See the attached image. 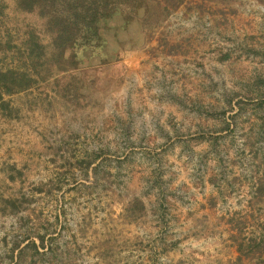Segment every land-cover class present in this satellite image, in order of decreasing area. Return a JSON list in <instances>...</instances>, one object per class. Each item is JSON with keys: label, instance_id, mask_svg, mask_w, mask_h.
Returning a JSON list of instances; mask_svg holds the SVG:
<instances>
[{"label": "rangeland", "instance_id": "374dc122", "mask_svg": "<svg viewBox=\"0 0 264 264\" xmlns=\"http://www.w3.org/2000/svg\"><path fill=\"white\" fill-rule=\"evenodd\" d=\"M174 2L3 96L0 264H264V0Z\"/></svg>", "mask_w": 264, "mask_h": 264}, {"label": "trees", "instance_id": "16d2710c", "mask_svg": "<svg viewBox=\"0 0 264 264\" xmlns=\"http://www.w3.org/2000/svg\"><path fill=\"white\" fill-rule=\"evenodd\" d=\"M12 1L23 12L36 11L38 24L0 19L6 29L0 32V101L5 94L24 90L76 66L84 50L101 43L99 28L103 20L117 13L130 16L138 9L148 12L153 0ZM154 1L160 9L169 10L171 0ZM179 2L175 0L172 6ZM21 25L26 28L25 36L21 35ZM16 31L19 36L14 40L12 34Z\"/></svg>", "mask_w": 264, "mask_h": 264}]
</instances>
